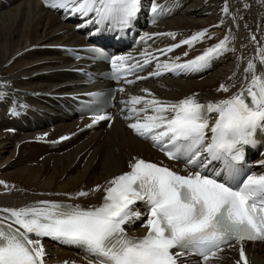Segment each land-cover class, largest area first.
<instances>
[{"label": "snow or ice", "instance_id": "1", "mask_svg": "<svg viewBox=\"0 0 264 264\" xmlns=\"http://www.w3.org/2000/svg\"><path fill=\"white\" fill-rule=\"evenodd\" d=\"M44 2L48 7L82 17L92 14L96 23H127L140 5V0ZM160 8L154 2L151 11L157 13ZM205 34L199 32L181 43L191 45ZM161 35L175 38L171 33ZM226 43L227 38L193 60L165 63L162 67L167 71H199L213 55L225 50ZM128 59L117 57L112 61L117 74ZM260 60L264 63V52L260 53ZM245 71L252 73L249 83L216 102H200L195 94L174 103L133 97L132 104L143 103L145 107L129 109L138 118L128 127L160 145L169 159L186 156V164L194 168L201 167L205 153L212 159L239 160V146L250 143L257 128H264V74L255 72L253 62ZM160 74L159 70L152 73ZM218 90L229 91L223 84ZM149 109L151 115L147 114ZM213 112L217 118L210 126L209 114ZM110 119L97 115L93 123ZM129 167L130 171L108 181L99 206L84 209L79 205L39 201L35 206L0 209L4 214L0 215V264H44V237L84 247L96 258V264H179V258L187 254L198 255L203 264H209L211 259L219 258L223 245L230 247V242L235 241L240 243L237 264H249L243 241L264 240V174L237 179L239 174L230 169L229 175L220 181L199 170L181 175L139 158H134ZM100 190L97 185L92 191ZM137 202L145 206L143 226L147 232L142 237H129L123 225L140 217L141 213L133 207Z\"/></svg>", "mask_w": 264, "mask_h": 264}, {"label": "bare ground", "instance_id": "2", "mask_svg": "<svg viewBox=\"0 0 264 264\" xmlns=\"http://www.w3.org/2000/svg\"><path fill=\"white\" fill-rule=\"evenodd\" d=\"M190 1L185 11L190 10L189 14L181 15L180 18H177V14V17L166 20L168 32L172 29L179 30L175 36L178 40L195 29H203L206 34L201 39L205 40L203 48L206 49L227 38L226 48L221 51L223 57L215 63V72L210 71L211 73L200 78L165 80L167 88L158 89L155 95L157 98L167 99L166 102H172L174 98L187 92L198 97L225 99L251 80L252 73L245 71L250 62L255 64L257 74H264V63L260 60V53L264 52V0H211L209 6L200 4L201 0ZM11 4L9 7L4 4L6 7L0 11V76L6 79L11 77L6 84L15 86L16 90H49L63 78V74L55 71L39 73V70L61 66L56 62L63 58L54 56V50L45 49L44 45L65 41L63 36L66 34L75 35V38L81 34H75L68 28L66 21H60L58 15L43 9L42 6L46 5H42L40 0H16ZM225 8L227 12L224 11ZM230 9L239 17L240 23L234 19L231 26L228 25ZM218 20H222L220 26L215 25ZM162 39L168 41L167 35H163ZM48 53L52 56L46 55ZM5 59L8 60V66L3 70ZM19 75V78L13 79V76ZM222 84L228 87V92L218 90ZM25 98L31 101L30 97ZM5 106L6 100L1 97L0 116L3 115L2 107ZM34 118L39 120L37 116ZM42 122L40 130L44 131L39 133H50L51 128H47L45 121ZM25 128L27 131L21 134L0 130V181L3 182L0 183V209L21 208L26 202L39 198H68L82 204L81 206H94L99 201L103 188L108 185V178L124 170L132 154L146 155V151L150 150L145 141L131 135L114 120L109 130H96L62 154L51 153L41 158L37 164H30L27 161L35 159L37 152L48 149L42 144L24 141V137L33 135L31 127ZM61 131L62 128L58 127L53 132L56 135ZM80 136L65 142L58 149L75 142ZM99 136H102L100 140ZM97 185L101 186V190L92 191ZM81 191L89 194L79 196ZM46 251L53 255L52 258L48 255L46 257L53 264L75 259L71 251L54 248ZM248 251L251 264H264V242L248 246ZM228 260H220L215 264H229ZM83 262L92 264L87 260Z\"/></svg>", "mask_w": 264, "mask_h": 264}, {"label": "rangeland", "instance_id": "3", "mask_svg": "<svg viewBox=\"0 0 264 264\" xmlns=\"http://www.w3.org/2000/svg\"><path fill=\"white\" fill-rule=\"evenodd\" d=\"M10 6V5H9ZM9 6H7V7H9ZM43 8V7H42ZM43 9H45V8H43ZM3 10V7L0 9V11H2ZM46 10V9H45ZM233 14V11H231V13H230V17L229 18H232L233 16H231ZM194 16V15H193ZM237 22H239V19L237 18ZM240 23V22H239ZM4 61H6V60H4ZM7 62V61H6ZM3 66H5L4 68H3V70H5V68L8 66V64H5V63H3ZM216 71V69H214V70H212L211 72H215ZM211 72H209V73H211ZM208 73V74H209ZM5 75V74H4ZM3 126V125H2ZM10 145H12L11 143H10Z\"/></svg>", "mask_w": 264, "mask_h": 264}]
</instances>
